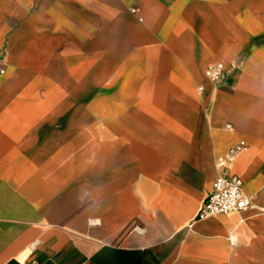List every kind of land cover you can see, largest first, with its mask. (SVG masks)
Instances as JSON below:
<instances>
[{"label":"crops","instance_id":"obj_1","mask_svg":"<svg viewBox=\"0 0 264 264\" xmlns=\"http://www.w3.org/2000/svg\"><path fill=\"white\" fill-rule=\"evenodd\" d=\"M0 50V264H264V0H0Z\"/></svg>","mask_w":264,"mask_h":264},{"label":"built area","instance_id":"obj_2","mask_svg":"<svg viewBox=\"0 0 264 264\" xmlns=\"http://www.w3.org/2000/svg\"><path fill=\"white\" fill-rule=\"evenodd\" d=\"M135 12L136 8H130ZM6 68L4 53L0 50V74H3ZM205 77L214 83H223L226 75V69L222 62H212L204 67ZM203 86H196L197 94H200ZM227 129H232L230 124H226ZM247 148L244 140H239L221 156L217 158V165L225 167L235 160L236 155ZM264 191V190H262ZM255 207L253 195L246 194L243 190L242 178L238 175L219 174L212 182V187L208 193L203 205L198 211L197 218H206L218 214L237 213L248 208ZM238 234L231 231L228 241L231 246L237 244ZM28 264H36L32 261Z\"/></svg>","mask_w":264,"mask_h":264}]
</instances>
